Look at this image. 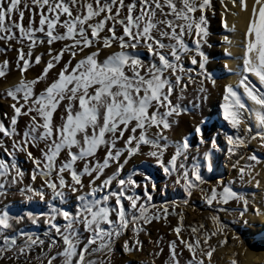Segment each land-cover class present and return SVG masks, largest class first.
Returning <instances> with one entry per match:
<instances>
[{"label":"snow or ice","instance_id":"1","mask_svg":"<svg viewBox=\"0 0 264 264\" xmlns=\"http://www.w3.org/2000/svg\"><path fill=\"white\" fill-rule=\"evenodd\" d=\"M220 2L223 4V0ZM236 3L249 15L235 45L241 54L233 56L227 47L224 49L226 55L240 61V71L234 73L238 76L235 85L222 86L220 114L232 131L224 134V147L220 149V132L209 135L207 121L197 115L210 96L205 82L216 87V80L206 69L208 56L204 51L210 46L213 0H32L33 8L40 11L34 12L24 3L30 13L27 27L22 23L21 0H0V40H28V57L37 43L46 41L50 56L42 72L28 79L25 73L31 66L29 59L17 49L20 79L4 93L11 100V115L4 113L8 123L0 122V135L12 143L9 149L0 140V152L7 157L0 158V258L12 264H32V253L39 249L35 256L39 264H112L117 244L124 254L142 251L139 233L149 234L142 225L161 215L165 220L175 215L177 205L173 202L172 213L161 206L156 213L148 214L153 199L149 188L157 190L151 174L133 166L127 176L121 175L136 156L144 157L142 165L154 164L165 176L174 177V184L184 193L181 207L188 206L198 194L209 208L216 205L214 212L236 213L233 222L241 227L257 222L264 225V197L258 203L234 188L237 183L259 188L256 169L260 166L264 170V159L251 148L257 142L258 148L264 149V0H252L250 11L246 0H233L234 6ZM37 14L39 26L34 27ZM221 20L225 29L235 33L236 25L229 27L223 13ZM14 30L20 33L19 39ZM64 40L71 43L52 55V43ZM223 41L233 46L228 36ZM114 44L119 50L105 55ZM65 52L68 61L48 83L49 71ZM78 53L85 54L73 65ZM40 60V55L35 56V63ZM185 60L197 66L196 78L191 75L194 69L185 67ZM7 70L5 60L0 64V78H6ZM42 81L46 86L36 93L35 86ZM191 84L197 89L189 99L187 88ZM61 106L59 122H55L54 114ZM185 116L189 119L184 120ZM21 117L28 120L18 131ZM118 142L122 147H117ZM200 146H206L202 153ZM142 147L148 150L142 151ZM101 149L104 154L97 158ZM216 150L224 152L236 175L226 181L220 176L205 188L209 180L203 172L214 173ZM20 154L31 165L28 183L25 170L17 163ZM112 165L114 171L105 176ZM137 175L142 183L134 179ZM138 188L142 195L137 194ZM16 196L22 210L14 212ZM230 203L235 207H229ZM179 215L172 231L191 254L188 264H204L203 257L211 258L215 251L208 246L209 237L223 235L226 225L219 215H211L216 230L202 234V247L196 226L191 227V242L181 238L183 213ZM25 222L33 228L43 224L48 238L46 250L45 240L25 230ZM129 227L132 237L122 239ZM232 239L238 241L239 237L233 235ZM54 248L58 250L53 252ZM168 249L171 264H180L176 240L168 243ZM197 249L201 259H197ZM98 255L103 258H95ZM231 264H237L236 259H231Z\"/></svg>","mask_w":264,"mask_h":264},{"label":"rangeland","instance_id":"2","mask_svg":"<svg viewBox=\"0 0 264 264\" xmlns=\"http://www.w3.org/2000/svg\"><path fill=\"white\" fill-rule=\"evenodd\" d=\"M27 2L29 8H33L32 5V0H21V10L24 11V18H23V25L25 27H27L28 24V20H29V11L24 9L23 5L24 3ZM130 2V0H125V3ZM227 0H225L224 4L220 3V0H213V4L215 5V14L220 13L223 11L224 6L227 5ZM34 12H39V9H35L33 8ZM46 11V9H45ZM214 15L210 16V40L213 36L217 35V32H215V28H216V24L214 23L215 20L213 19ZM13 19H17V17L14 15ZM34 19V27H38V21H39V15H35L33 17ZM65 19V17L63 15H61L60 20L63 21ZM99 19V18H97ZM218 19V18H217ZM93 23L95 21H92ZM217 22V20H216ZM45 29H46V25H45ZM58 32H63L64 30L61 28H57ZM214 31V32H213ZM15 36L17 39L20 38V33L17 30H14ZM105 33H101V35H104ZM117 34H120V26L117 25ZM37 37H41L42 34L41 33H36ZM209 40V44L210 46H206L204 48V51L206 53V55L208 56V50L210 47H213L215 44V41H210ZM29 41L28 40H23L22 43H17L16 39L11 40V41H5V40H0V48L5 49V51L0 52V64H2L5 60L8 61V70H7V76L6 78H0V122H4L5 124L8 123V120L4 117V113L7 112L9 115H11V110L8 107V105L11 103V100L6 98V96L4 95L5 90L8 88H3V85L6 84V82H8L12 77L14 76H18L20 78V73L18 71L17 68V49H22V51L25 53V58L29 59V63H30V67L26 70L25 76L28 79H32L37 77L43 70V67L46 65L47 61L50 59V56L48 54L49 51V45L47 44V42L45 41L44 43H37L33 49H32V55L31 57L27 56L28 53V45ZM71 43L70 41L64 40V41H54L52 43V45L50 46L52 51V55H55L56 51H58L61 47L64 46V44H68ZM213 43V44H212ZM208 49V50H207ZM93 49H86L85 52L88 51H92ZM118 47L114 44L112 46V48L106 50L105 55L114 52V51H118ZM85 53H78L72 60L73 65L75 64V62L77 60H79L80 58H82V56ZM40 55L41 56V60L40 63H35V56ZM69 59V54L67 52H65L63 54V56L61 57V61L55 65V67L53 69H51L49 71V74L46 78L47 82L50 83L52 81V79L54 78L55 74L58 72L59 68L62 67V65L68 61ZM209 58H208V62H209ZM208 62L206 65V69L207 71L211 74V72L208 69ZM22 65V62H20ZM185 67L186 68H193L194 71L193 73H191V75L196 78V72L198 71L197 66L191 65L190 63H188L187 60H185ZM212 75V74H211ZM213 76V75H212ZM214 78V77H213ZM187 79V76L185 75V81ZM46 86L45 82H40L35 86V92L39 93L40 91L43 90V88ZM205 87H207L209 89V92L211 94V87L212 85L208 84L207 82H205ZM196 89H197V85L196 84H191L188 86L187 88V98H191L195 93H196ZM185 103L187 102V99L184 101ZM215 108H217V112L213 115V117H211V121H208V117L205 114V106L202 103V107L200 110H198L197 115L200 116L201 118L205 119L207 121L206 124V128L208 130H210L211 126L214 125L215 128H217L218 130L224 129L223 126L226 127V123L225 121H223L222 116L220 114V109H219V104L215 103ZM62 106L60 109H58V112L56 114H54V121L55 122H59V112L62 111ZM184 120H188L189 118L187 116L183 117ZM210 119V118H209ZM28 118L27 117H21L20 118V122L18 125V131L22 130L24 125L27 123ZM228 128V127H227ZM226 128V129H227ZM227 131H231L230 128L227 129ZM210 133L211 130L209 131ZM127 135V134H126ZM0 140H3L4 144L9 147L10 149V145L12 143L11 140L3 137L2 135H0ZM220 143V142H219ZM117 147H122V142H118L117 143ZM206 146H200L199 151L202 153L203 150L205 149ZM252 149H255L257 154L260 156V158H264V149H260L257 146V142L254 144V147ZM35 153L34 149H30ZM142 151H147V147H142L141 149ZM192 150L195 152L197 151V145L196 142L194 140V137L192 138ZM169 153L172 151V149L170 148ZM219 151V150H217ZM104 154V150H98L97 152V158H102ZM218 154V153H217ZM222 154L219 151V155ZM167 155V154H166ZM0 158H5L7 159L6 155L3 152H0ZM63 158V153L61 154V157ZM168 158L165 157V159ZM222 159V157H221ZM144 160L143 156H136L132 159V161H130L129 165L126 166V169L121 173L122 176H127L129 174V172L133 169V166H135L139 171H147L148 173L151 174L152 179L154 180V182L157 185V190L156 191H151V188H149V191L153 197L152 201H151V206H149L148 208V214L152 215L154 213H156L161 206H166L168 208L169 213H172L173 211V203L170 204H165V205H155V200L156 199H162L165 200L166 198H168V196L172 193H180L183 189L180 187V185H176L174 184V177H168L165 176L161 171H159L156 166L154 164H152L151 166L148 165H142L141 161ZM11 162V161H9ZM17 163L19 164V166L25 170L26 172V176H25V183H28V176L27 173L30 171L31 169V165L24 160L23 155L20 154L19 158L17 160ZM151 163V162H149ZM243 163V162H241ZM216 165V169L214 171V173L218 172V169H223L225 170V166L226 164L223 163V160L215 163ZM79 166V165H78ZM115 165H112L110 168L105 170V176L106 175H110L112 174V172L114 171ZM236 175L235 171L230 170V174L229 176H223L224 180H228L232 177H234ZM215 177L217 176H210L207 177L206 179H209V184L204 185L203 187L207 188L209 187L210 184L215 182ZM101 179H103V177H101ZM134 179H136L138 182L142 183V177L137 175L134 177ZM85 180V184H87V178H84ZM100 181H97L96 183L99 184ZM39 185V180H37L36 182V186ZM113 187H115V184H113ZM234 188L237 190H240L242 192H246L247 194H250L254 189H256L255 187H253L252 184H247L244 186H241L239 183H237L236 185H234ZM137 194H141L142 195V189L138 188L136 189ZM175 202L176 203V207H175V215H168L167 219L165 220V218L163 217V215H161V218L156 220H152L151 223L147 224V225H142L143 227L146 228L147 232L149 233L148 235H145L144 232H140L138 239L142 242L143 244V248L142 251L139 252H135L132 254H124L122 253L119 244H117L116 247V251L114 253V255L112 256V264H126L127 261H135L136 264H171V258L169 255V249H168V243L170 241H174L176 240L177 243V252L180 253L178 259L180 261V264H188V261L192 258L191 254L187 251V249H184L182 245H180L179 240H177L176 238V234L173 233L172 229L177 225L179 219H180V213H183V228L182 231L180 233V236L182 239L187 240L189 242L192 241V232H191V227L192 226H196L199 231L197 232V237L201 238V244L202 247H205L203 245L202 242V234L203 233H210L211 231L216 230L215 226L213 224V222L209 219V217L211 215H219L220 220L222 223H224L226 225V227L223 229V235L221 234H217L216 236H210L208 239V246H211L212 248L215 249V251L213 252L211 258L208 257H203L204 260V264H223V260L225 259V256L227 254H220L219 251V246L217 245V240L219 238H227L228 234L231 232L233 235H236L239 237V240H233L235 241L230 243V240L226 241L228 244H231V253L230 255H227L226 259L229 260V264H231V259H236L237 264H240L239 262V256H238V251L240 248L242 247H246V246H250L252 244H249V241L251 239V237H249L247 235V228L241 227L238 224H235L233 222V218L237 215L236 213H232V215H228L227 213H216L213 211V209L216 207V205L214 204L212 206V208H209L208 206H206L200 199L198 194L194 195L192 200L190 201V204L186 207H181L180 206V202L184 199V193L183 195H177V197H175ZM20 200L19 196H16L14 198V207H13V211H17V210H22L21 209V205L18 203V201ZM143 198H142V201ZM110 203H114V201H110ZM125 207L127 208L128 206V202L124 201L123 202ZM229 207H235V204L230 203ZM195 209V210H194ZM113 219L115 218L114 215L112 217ZM60 223H63V221H58ZM204 225L203 228H199V225ZM25 227V230L31 231L37 235H39L41 237V239L45 240V250L47 248V243H48V238L44 236V226L43 224H41V226L39 228H33L30 225H27V222H25V225L23 226ZM105 227H107L105 225ZM81 231H83V229H81ZM249 234V233H248ZM85 236L87 235V233L84 234ZM132 237V232L131 229L129 227L128 230H126L124 236L122 237V239H128ZM256 239V238H255ZM159 242V243H157ZM254 242V241H253ZM233 244V245H232ZM58 249H53V252L57 251ZM39 252V249H35L32 253V264H39V261H37L35 259L36 254ZM157 253H159V255H157ZM235 254V255H233ZM9 255H11L9 253ZM89 259H92L94 257H88ZM97 259H102V256H97L95 257ZM197 259H201L200 257V249H197ZM0 264H12V261L10 260H5L3 258H0ZM20 264H23V262L21 261ZM54 264H58V262H54ZM264 264V262L262 263Z\"/></svg>","mask_w":264,"mask_h":264},{"label":"bare ground","instance_id":"3","mask_svg":"<svg viewBox=\"0 0 264 264\" xmlns=\"http://www.w3.org/2000/svg\"><path fill=\"white\" fill-rule=\"evenodd\" d=\"M224 2L225 0H223V4ZM227 2L228 3L227 5L224 6L223 11L213 16L214 17L213 19L215 20L214 23L216 24L215 32H217V35L213 36L210 41L212 40L215 41L216 45H214L213 47H210L209 50L207 49L208 58L210 60L208 62V69L213 75L214 79L216 80V87L215 88L211 87V94L209 96V99L203 102V105L205 106L204 110L206 109L205 114L208 117V121H211L212 120L211 117H213V115L217 112V108H215V105H216L215 103L220 104L221 102H223L222 101V86L224 84H229V83L235 85L238 81V76L235 75L234 73L240 71V69L237 67L240 61L233 59L232 57L226 55L224 52V49L227 47L233 56H239L241 54V49L239 47H236L235 45L238 44V42L240 41L242 37V32L245 28L246 20L249 15V12H241L238 3H236L234 6L233 0H227ZM246 4L250 11L252 0H246ZM233 12L236 13L235 16L232 15ZM221 13H223V20L227 22L229 27H231L233 23L236 25L235 33L230 32L224 28L222 20H221ZM224 36H228L229 39L233 41V46H229L228 44L224 43L223 41ZM225 65H227V68L225 67ZM230 69L232 71H229ZM19 79L20 78L18 76L12 77L8 82H6V84L3 85V88H7V87H10L16 84L19 81ZM239 91L240 93H243L242 88L239 89ZM227 127L230 128L227 124H226V127L223 126L224 129H221V130H218L217 128H215L214 125H212L210 128L212 133L209 132V135L214 134L217 131L220 132V136H219L220 149H223L224 147V134L230 133L232 131L231 129H230L231 130L230 132L227 131L228 129ZM255 143L256 142H253V144L251 145V148L254 147ZM219 151L222 154L219 155ZM219 151L217 150L215 151L213 160L215 163H218L223 160V163L226 164L225 170L218 169L217 173H207L206 171H204L203 175L205 176V178L210 177V176L212 177L217 176L215 177V179H217L220 176H224V175L229 176L230 170H231L230 162L225 156L224 152L222 150H219ZM241 151L245 152L246 150L242 149ZM165 157H167V155ZM216 165L217 164H215V169H216ZM256 171L259 172V175L256 177V179L260 181V187L254 189L250 194H248V196L250 200L255 199L258 203H262L261 197H264V170H262L261 167L258 166ZM177 195L178 196L183 195V190L180 193L178 192V194L177 193L170 194L168 198H166L165 200L156 199L155 205H165V204L173 203V201L177 200L175 199ZM247 235L251 237L249 244H252V245L242 247L239 249L238 256H239L240 264H262L264 262V225H261L259 222H257L255 226L248 227ZM232 237H233V234L230 232L227 238L224 237V238H219L217 240V245L219 246L220 254L224 253V254L230 255L231 250H232V248L230 247L231 244H228L226 242L222 245L220 241L230 240V243L231 242L234 243L235 241H232ZM226 256H225V259L223 260V264H229V260L226 259L228 256L227 257Z\"/></svg>","mask_w":264,"mask_h":264}]
</instances>
